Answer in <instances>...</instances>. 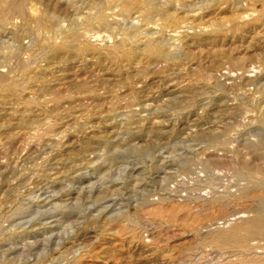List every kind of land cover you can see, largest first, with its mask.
<instances>
[{
    "label": "rangeland",
    "instance_id": "1",
    "mask_svg": "<svg viewBox=\"0 0 264 264\" xmlns=\"http://www.w3.org/2000/svg\"><path fill=\"white\" fill-rule=\"evenodd\" d=\"M261 205L264 0H0V264H260Z\"/></svg>",
    "mask_w": 264,
    "mask_h": 264
},
{
    "label": "bare ground",
    "instance_id": "2",
    "mask_svg": "<svg viewBox=\"0 0 264 264\" xmlns=\"http://www.w3.org/2000/svg\"><path fill=\"white\" fill-rule=\"evenodd\" d=\"M31 5V4H30ZM37 5V4H36ZM34 6V5H33ZM35 7V6H34ZM37 7V6H36ZM30 8V7H29ZM28 8V9H29ZM32 10H33V7H32ZM37 11V10H36ZM30 12H32L33 13V11H30ZM35 14V13H34ZM31 15V14H30ZM33 15V14H32ZM38 17V16H37ZM17 21V20H16ZM60 32V31H59ZM100 35V34H99ZM150 36V35H149ZM227 151V150H226ZM257 174V173H256ZM258 175V174H257ZM211 194V193H210ZM262 206V205H261ZM263 207V206H262ZM264 208V207H263ZM262 208V209H263ZM262 214H263V217H264V212H262ZM254 223V222H253ZM254 250H256V249H254ZM261 257V256H260ZM260 264H264V260L262 261V263H260Z\"/></svg>",
    "mask_w": 264,
    "mask_h": 264
}]
</instances>
